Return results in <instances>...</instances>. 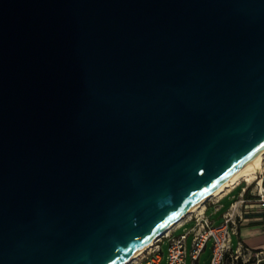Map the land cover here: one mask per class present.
Masks as SVG:
<instances>
[{
    "label": "water",
    "instance_id": "obj_1",
    "mask_svg": "<svg viewBox=\"0 0 264 264\" xmlns=\"http://www.w3.org/2000/svg\"><path fill=\"white\" fill-rule=\"evenodd\" d=\"M262 150L264 0H0V264H121Z\"/></svg>",
    "mask_w": 264,
    "mask_h": 264
},
{
    "label": "built area",
    "instance_id": "obj_2",
    "mask_svg": "<svg viewBox=\"0 0 264 264\" xmlns=\"http://www.w3.org/2000/svg\"><path fill=\"white\" fill-rule=\"evenodd\" d=\"M254 181H256L255 200L260 214L261 228L264 231V163H262L259 172L250 184L244 182L245 186L242 187V191H247ZM240 184L241 182L234 186L232 190ZM234 210L235 208H232V211L224 216L222 224L215 226L205 215L204 205L201 211L190 214L187 219H184L171 231L161 235L158 241L145 250L140 258L133 259L128 264H161L163 260L161 244L164 241L168 243L166 264H187V241L189 237H191L189 256L192 264L198 262L200 255L206 249L208 243L211 244L209 264H225L228 259H237L242 252L247 251L251 253L248 248L243 247L241 244H238L236 250L231 249V239L238 233L236 221L238 215ZM186 223H192L190 229L178 236H174V232ZM254 256L259 262L264 261L262 253H254Z\"/></svg>",
    "mask_w": 264,
    "mask_h": 264
},
{
    "label": "crops",
    "instance_id": "obj_3",
    "mask_svg": "<svg viewBox=\"0 0 264 264\" xmlns=\"http://www.w3.org/2000/svg\"><path fill=\"white\" fill-rule=\"evenodd\" d=\"M234 189H230L220 197L213 201H210L205 205V215L208 216V211L210 207L214 208V212L222 211L221 203L227 198ZM235 208V213L238 215L236 221L238 222L237 235L233 236L231 239V249L236 250L238 244L243 247L248 248L254 253H262L264 255V231H262L260 224V214L257 210V202L255 199H251L248 191H241L239 193V198L230 203L228 209L222 212V219L224 216ZM250 208V209H249ZM255 208V209H251ZM214 224V221H212ZM233 239H235V246H233Z\"/></svg>",
    "mask_w": 264,
    "mask_h": 264
},
{
    "label": "bare ground",
    "instance_id": "obj_4",
    "mask_svg": "<svg viewBox=\"0 0 264 264\" xmlns=\"http://www.w3.org/2000/svg\"><path fill=\"white\" fill-rule=\"evenodd\" d=\"M262 162H264V150L256 153L254 156H252L247 161H245L227 180H225L222 184H220L219 186L208 192L198 202H196L186 211L181 213L178 217H176L173 221H171L162 232H160L158 235H156L155 237L147 241L144 245H142L140 248H138L133 254L127 257L121 264H128L133 259L136 260L140 258L145 252V250H147L156 241H158L161 235H164L169 231H171L175 226L180 224L190 214H194L201 211L204 208V205L207 201L220 197L221 195H223L224 193H226L227 191H229L230 189H232L234 186H236L242 181L250 184L255 179L256 174L259 172Z\"/></svg>",
    "mask_w": 264,
    "mask_h": 264
},
{
    "label": "rangeland",
    "instance_id": "obj_5",
    "mask_svg": "<svg viewBox=\"0 0 264 264\" xmlns=\"http://www.w3.org/2000/svg\"><path fill=\"white\" fill-rule=\"evenodd\" d=\"M264 163V162H262ZM262 166V165H261ZM245 186V183L244 181L241 182V184L239 186H237L234 191H232V193L227 197L225 198L222 203H221V208H222V211H218V212H214V208L213 207H210L209 208V211H208V218L210 219V221H214V225L215 226H218L220 224L223 223V219H222V212L226 211L230 205L231 202H233L234 200H237L239 198V193L241 191V188ZM249 192V195H250V198L251 199H255L256 198V181H254L249 189L247 190ZM216 198L214 199H211L209 201H207L205 203V205H207L208 202L210 201H213L215 200ZM250 209V208H249ZM251 209H255V208H251ZM258 210V208H257ZM259 211V210H258ZM188 216L185 218L187 219ZM237 225H238V222H237ZM192 226V223H186L183 227L179 228L178 230H176L174 232V236H178L180 235L181 233H184L185 231H188L190 229V227ZM190 242H191V237L188 238V241H187V253H188V256H187V264H192L191 262V258L189 256V253H190ZM235 239H233V246H235ZM161 249H162V263L161 264H166V256H167V249H168V243L167 241H164L162 244H161ZM210 254H211V244L208 243L206 249L202 252V254L200 255L199 257V260L197 263L195 264H205L206 261L208 260V258L210 257ZM237 262H240V264H264V261H258V259L254 256L253 252L251 251V253L245 251V252H242L237 259L233 258V259H228L226 261L225 264H237Z\"/></svg>",
    "mask_w": 264,
    "mask_h": 264
},
{
    "label": "trees",
    "instance_id": "obj_6",
    "mask_svg": "<svg viewBox=\"0 0 264 264\" xmlns=\"http://www.w3.org/2000/svg\"><path fill=\"white\" fill-rule=\"evenodd\" d=\"M237 264H240V262H237Z\"/></svg>",
    "mask_w": 264,
    "mask_h": 264
}]
</instances>
